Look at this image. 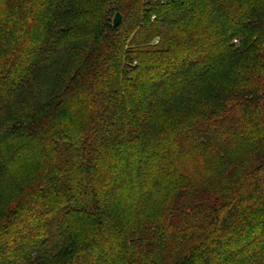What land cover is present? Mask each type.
<instances>
[{"label":"trees","instance_id":"16d2710c","mask_svg":"<svg viewBox=\"0 0 264 264\" xmlns=\"http://www.w3.org/2000/svg\"><path fill=\"white\" fill-rule=\"evenodd\" d=\"M4 180L0 264H264V0H0Z\"/></svg>","mask_w":264,"mask_h":264},{"label":"water","instance_id":"95a60500","mask_svg":"<svg viewBox=\"0 0 264 264\" xmlns=\"http://www.w3.org/2000/svg\"><path fill=\"white\" fill-rule=\"evenodd\" d=\"M120 20H121V16H120V14H119V13H116V14L113 16V18H112V26H113V27H116V26L119 24Z\"/></svg>","mask_w":264,"mask_h":264},{"label":"rangeland","instance_id":"374dc122","mask_svg":"<svg viewBox=\"0 0 264 264\" xmlns=\"http://www.w3.org/2000/svg\"><path fill=\"white\" fill-rule=\"evenodd\" d=\"M2 183L0 184V193L4 194V192L7 191V187H8V182L6 180L1 181ZM7 182V183H6Z\"/></svg>","mask_w":264,"mask_h":264},{"label":"built area","instance_id":"2783aa9c","mask_svg":"<svg viewBox=\"0 0 264 264\" xmlns=\"http://www.w3.org/2000/svg\"><path fill=\"white\" fill-rule=\"evenodd\" d=\"M233 43H236V40H234Z\"/></svg>","mask_w":264,"mask_h":264}]
</instances>
